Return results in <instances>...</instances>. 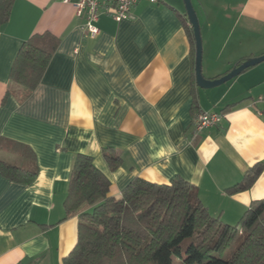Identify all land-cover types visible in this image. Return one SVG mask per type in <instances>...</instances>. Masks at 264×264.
<instances>
[{
    "label": "crops",
    "instance_id": "0c3cea01",
    "mask_svg": "<svg viewBox=\"0 0 264 264\" xmlns=\"http://www.w3.org/2000/svg\"><path fill=\"white\" fill-rule=\"evenodd\" d=\"M193 3L206 78L264 54V0ZM132 13L133 19L116 21L104 10L96 22L100 33L90 38L72 3L15 0L0 26V141L28 145L36 160L6 148L0 159L38 170L31 184L0 173V264H64L78 239L79 212L66 217L64 202L79 153L93 157L113 197L137 177L162 184L179 175L228 224L264 198V170L249 189L228 192L264 162V62L222 87L200 88L184 1L139 0ZM45 31L60 43L41 82L28 91L11 80L12 65L24 41ZM195 97L197 114L223 117L194 138ZM105 150L122 157L118 169H110Z\"/></svg>",
    "mask_w": 264,
    "mask_h": 264
},
{
    "label": "trees",
    "instance_id": "16d2710c",
    "mask_svg": "<svg viewBox=\"0 0 264 264\" xmlns=\"http://www.w3.org/2000/svg\"><path fill=\"white\" fill-rule=\"evenodd\" d=\"M14 2L0 0V26L8 22ZM182 18L195 58L193 29L187 15ZM59 43L50 31L34 33L15 58L11 80L28 91L36 89ZM198 110L195 97L196 117ZM0 148L36 160L21 142L3 139ZM104 157L111 170L122 165L118 154L105 150ZM263 170L264 162L255 164L228 192L249 189ZM0 173L21 184H31L38 176L37 169L2 159ZM110 189L109 178L93 157L79 153L64 202L66 217L79 212L78 239L64 264H264V198L253 200L236 224H228L212 215L196 187L179 175L162 184L137 177L120 197L110 196Z\"/></svg>",
    "mask_w": 264,
    "mask_h": 264
},
{
    "label": "built area",
    "instance_id": "2783aa9c",
    "mask_svg": "<svg viewBox=\"0 0 264 264\" xmlns=\"http://www.w3.org/2000/svg\"><path fill=\"white\" fill-rule=\"evenodd\" d=\"M72 3L76 8L78 17L85 19L84 30L88 37L95 38L100 33L96 24L101 13L105 10L111 13L116 21L133 19L132 7L139 0H63ZM158 2V0H149ZM223 117L220 111H201L195 120L194 138L204 129L217 125Z\"/></svg>",
    "mask_w": 264,
    "mask_h": 264
},
{
    "label": "water",
    "instance_id": "95a60500",
    "mask_svg": "<svg viewBox=\"0 0 264 264\" xmlns=\"http://www.w3.org/2000/svg\"><path fill=\"white\" fill-rule=\"evenodd\" d=\"M187 19L189 24L193 29L194 39H195V49H196V57H195V77L196 83L198 87L203 89H211L232 80L233 78L239 76L243 72H245L248 68L253 67L261 62H264V54L250 57L245 59L242 63L235 65L232 69L226 73L225 75L215 78L209 79L206 78L203 74V38L201 32V24L198 13L194 6L193 0H183Z\"/></svg>",
    "mask_w": 264,
    "mask_h": 264
},
{
    "label": "rangeland",
    "instance_id": "374dc122",
    "mask_svg": "<svg viewBox=\"0 0 264 264\" xmlns=\"http://www.w3.org/2000/svg\"><path fill=\"white\" fill-rule=\"evenodd\" d=\"M184 6H185V5H184ZM237 33H238V31H236L234 37L237 36ZM202 38H203V37H202ZM203 47H204V41H203ZM203 74H204V73H203ZM14 83H15V82H14ZM15 84H17V83H15ZM18 85H19V84H18ZM222 85H224V84H222ZM222 85H221V86H218V88H219V87H222Z\"/></svg>",
    "mask_w": 264,
    "mask_h": 264
}]
</instances>
